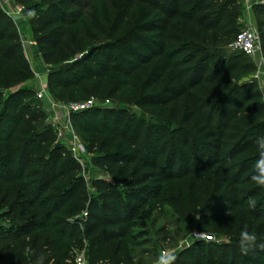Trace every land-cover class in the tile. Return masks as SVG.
I'll use <instances>...</instances> for the list:
<instances>
[{
	"label": "trees",
	"instance_id": "trees-1",
	"mask_svg": "<svg viewBox=\"0 0 264 264\" xmlns=\"http://www.w3.org/2000/svg\"><path fill=\"white\" fill-rule=\"evenodd\" d=\"M105 1L18 3L31 15L34 41L52 65L83 54L90 36L78 21ZM123 1L125 13L116 19V30L130 11L141 15L125 41L85 53L48 78L53 91L70 92L73 99L104 96L109 89L112 96L131 93L135 106L146 111L137 116L97 107L72 115L91 152L99 153L94 167L108 174L94 181L99 199L90 201L83 199L82 164L57 142L47 112L34 102L35 92L13 91L35 73L16 23L0 6V194L16 195L18 212L33 214L29 231L51 230L59 217L87 215L54 232L56 243L40 248L33 261L50 264L42 259L61 252L59 244L75 240L82 227L104 252L129 237L140 209L168 193L166 203L184 206L179 216L228 220L232 231L246 227L264 242V187L250 181L259 155L254 141L264 136V91L255 78L256 64L231 49L242 27L241 7L236 0ZM255 10L264 50V5ZM250 197L256 200L254 209L248 206ZM239 238L219 247L226 261L264 264V250L242 255Z\"/></svg>",
	"mask_w": 264,
	"mask_h": 264
},
{
	"label": "rangeland",
	"instance_id": "rangeland-1",
	"mask_svg": "<svg viewBox=\"0 0 264 264\" xmlns=\"http://www.w3.org/2000/svg\"><path fill=\"white\" fill-rule=\"evenodd\" d=\"M15 1L17 6L23 7L19 5L18 0ZM236 1L242 10L239 16V22L242 26L240 33L247 29V19L250 13L246 10V5L249 4L253 6L254 11L252 10L251 13L254 16V23L259 35H261L260 20L255 7L264 5V0ZM124 9L125 2L123 0H107L101 4L93 5L88 12H84L82 19L78 21V25L90 36L89 41L84 46L83 54L66 63L52 65L40 60L38 54L36 57L30 56L32 57L30 64L35 77L25 84L17 85V88L13 90L27 88L35 92L34 102L47 112V122L54 127L58 137L57 142L69 148L82 164L83 175L87 182L84 201L99 199L93 183L96 179L108 178V174L94 167L93 160L99 153L97 151L91 152V144L86 136L75 128L71 119L69 120L65 114L55 112L50 106L51 102L62 104L86 103L95 99L98 104L102 105L107 101L110 102V105L103 108L124 110L131 115L141 116L146 114V111L135 106L130 97L131 93L112 96V89H109L104 96L90 94L73 99L70 92L53 91L49 86L48 78L53 69L68 64L75 65L84 57L85 53L88 54L104 45H114L125 41L133 28L140 23L141 15L140 10L130 11L123 26L116 30L114 28L115 21L120 13H125ZM30 16L28 15V17ZM20 30L23 31V27L20 26ZM21 37L24 47L28 49L29 40L24 35ZM262 58H264V50L262 51ZM250 61L257 66L259 77L256 78L255 76V78L264 91V64L260 65L254 60ZM81 67L83 65L73 68L71 74L77 75ZM44 85H47L49 97L39 100L37 93ZM11 91H7V95ZM77 142L81 143L82 146L79 154L74 151ZM125 189V186H121L123 192ZM169 195L170 193L157 198L151 207L140 209L137 219L133 220L129 237L110 243L104 252H100V245L96 244L94 237L89 238L82 227V233L75 240L65 239L59 244L61 252L52 253L42 260H47L50 264H58L59 262L60 264H157L158 260L163 261L174 255L175 260L172 264H231L230 259L226 261L223 251L219 247L234 244L241 232L232 231L228 220L220 223L209 217L205 219L201 214L197 217H190L187 214V218L179 216L178 211L184 209V206H180L179 209L171 207L166 203ZM124 197L127 198V195L124 194ZM16 199V195L9 199L8 191L0 194V264H36L33 260L40 248L48 243H56L52 237L54 232L65 231L68 223H75L77 220H84L87 217L86 212L71 217H59L51 230L29 231L27 227L35 221L33 214L22 216L18 212L19 207L15 206ZM153 206L154 208H152ZM198 212L201 213L199 208ZM66 236H69V231H67ZM12 238L17 240L16 243H10L9 239Z\"/></svg>",
	"mask_w": 264,
	"mask_h": 264
},
{
	"label": "built area",
	"instance_id": "built-area-1",
	"mask_svg": "<svg viewBox=\"0 0 264 264\" xmlns=\"http://www.w3.org/2000/svg\"><path fill=\"white\" fill-rule=\"evenodd\" d=\"M0 6L5 11V13L14 20L17 24L16 20L25 15V8L16 5L15 0H0ZM246 10L250 13L249 18L247 19V29L240 33L235 40V42L231 45V49L233 51H238L244 53L250 59L256 61L258 64H264V58H262L263 46L261 42V38L259 35V31L254 23V16L251 13L253 10L252 5H246ZM258 74L256 78H258ZM49 97V92L47 85H44L42 89L37 93V98L39 100H44ZM110 105V102L107 101L102 104H98L95 99H92L86 103H71V104H62L59 102H51L50 106L57 113L65 114L70 120L72 115L78 114L81 112H85L88 110H92L97 107H106ZM62 137V135H60ZM78 140V139H77ZM81 143H76L74 146V151L79 154L81 152Z\"/></svg>",
	"mask_w": 264,
	"mask_h": 264
},
{
	"label": "clouds",
	"instance_id": "clouds-1",
	"mask_svg": "<svg viewBox=\"0 0 264 264\" xmlns=\"http://www.w3.org/2000/svg\"><path fill=\"white\" fill-rule=\"evenodd\" d=\"M254 143L259 155L253 163L250 181L257 186L264 187V136L257 137ZM248 206L252 209L256 207L255 198H249ZM228 214L230 215V212ZM239 248L242 255H247L250 251L256 249L264 250V242H258L257 236L245 227L240 233ZM174 260L175 256L172 255L163 261L158 260L157 264H172Z\"/></svg>",
	"mask_w": 264,
	"mask_h": 264
},
{
	"label": "crops",
	"instance_id": "crops-1",
	"mask_svg": "<svg viewBox=\"0 0 264 264\" xmlns=\"http://www.w3.org/2000/svg\"><path fill=\"white\" fill-rule=\"evenodd\" d=\"M30 17L24 15L23 17L18 18L16 20V22H17L16 25H17V28L19 30L20 37H21V35H24L29 40V43H30L28 49L26 47H24L25 53H26V56H27V59L29 60V62L31 60L30 58H32L30 56L36 57L37 54L39 55L40 60H44L41 53H40V50H39L37 44L34 41L33 30H32L31 23H30ZM20 26L23 27V31L20 30ZM22 39L23 38L21 37V40ZM22 42H23V40H22Z\"/></svg>",
	"mask_w": 264,
	"mask_h": 264
},
{
	"label": "snow or ice",
	"instance_id": "snow-or-ice-1",
	"mask_svg": "<svg viewBox=\"0 0 264 264\" xmlns=\"http://www.w3.org/2000/svg\"><path fill=\"white\" fill-rule=\"evenodd\" d=\"M209 239H211V237H209Z\"/></svg>",
	"mask_w": 264,
	"mask_h": 264
}]
</instances>
